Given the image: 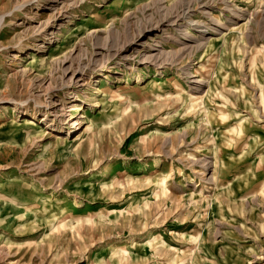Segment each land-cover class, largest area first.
Listing matches in <instances>:
<instances>
[{
  "label": "rangeland",
  "instance_id": "1",
  "mask_svg": "<svg viewBox=\"0 0 264 264\" xmlns=\"http://www.w3.org/2000/svg\"><path fill=\"white\" fill-rule=\"evenodd\" d=\"M198 1L0 0V264H264V0Z\"/></svg>",
  "mask_w": 264,
  "mask_h": 264
},
{
  "label": "bare ground",
  "instance_id": "2",
  "mask_svg": "<svg viewBox=\"0 0 264 264\" xmlns=\"http://www.w3.org/2000/svg\"><path fill=\"white\" fill-rule=\"evenodd\" d=\"M51 1H54V0H51ZM160 2H162V1H160ZM159 2V3H160ZM157 3V2H156ZM209 3L210 2H208V1H202V2H200V0L198 1V5H199V7H201V8H203V7H205V6H208L209 5ZM191 5V4H190ZM190 5H186V7L182 10V11H180V12H178V13H176V14H174L173 15V17L170 19V20H168V23L167 24H165L164 22H158L157 23V25L155 26V28H153V29H159V28H161V29H159V30H164V28H166V26H170V27H173V26H175V25H179V24H181L182 22H183V20L185 19V18H189L190 17V13H191V11H192V7L190 6ZM164 7V6H163ZM229 9V8H228ZM161 10V9H160ZM240 11V10H239ZM203 14H204V16L206 15V16H209V19H211V20H213L214 22H215V24L216 25H218L220 22H219V19H217L216 17H214V16H212L211 15V13H210V11L209 10H205V11H203ZM237 17V16H236ZM2 18H3V16H0V21L2 20ZM250 21V20H249ZM167 22V21H166ZM193 22V21H192ZM195 25L197 26V27H200L201 25H202V21H198V22H195ZM181 27H183V29L181 28V29H179L178 30V32L180 33V35L181 36H183V39H182V42H181V48L179 49V50H177V53H179L180 51H187V50H191V48H193L194 49V47L195 48H201L203 45H205V43H206V41L205 42H203V41H199L198 39H197V37H192V32L190 31V21H188V22H185V24H182L181 25ZM215 30H216V27H213L212 26V28H209L208 29V31H209V33H213V32H215ZM202 31H204V30H202ZM206 32V31H205ZM208 33V32H207ZM108 38V37H107ZM106 38V39H107ZM180 38V37H179ZM209 38V41H211L213 38H211V36H209L208 37ZM48 40H50V38L48 39ZM51 41V40H50ZM53 41V40H52ZM195 42V43H194ZM159 50V49H158ZM161 56H162V52H160L159 51V53H150V54H148V55H146L144 58H143V60H146V61H153L154 63L155 62H157V61H159V59L161 58ZM172 58V57H171ZM168 59H170V57H168V55H167V57H166V60H168ZM174 58H172L171 60H173ZM164 60V59H163ZM34 61V60H33ZM145 62V61H144ZM32 64V63H31ZM162 65H160L159 67H161ZM31 67V66H30ZM187 70V72H186V74L188 75V77H195V78H192V82L193 83H195V84H197V86H196V89L197 90H200L201 88H202V86L206 83L205 81H204V79L203 78H201V77H197V75L195 74V73H192L191 71H189V67H187L186 68ZM25 70V69H24ZM78 70V69H77ZM82 75L83 74H81V73H79V72H72L71 74H70V76L68 77V79H69V81L70 80H74L75 82L76 81H80V80H83L82 79ZM194 84V85H195ZM96 88H98V87H96ZM100 90L99 89H97L96 90V92H99ZM203 97H204V95H199L198 93H196L195 95H193L192 97H191V99H193L194 101H202L201 99H203ZM72 98V101H70V111H74L75 113H77V114H80V110H81V107H82V103L80 102V99L79 98H77V97H71ZM51 103V102H50ZM54 103V102H53ZM59 110H63V106L61 105V103L59 104ZM56 112H58V110H56ZM73 119H75V121L73 122V123H71L70 124V126L71 127H73V128H75V129H79L80 127V125L82 124V123H84V121H83V116L82 115H80L79 117L78 116H76V117H72ZM33 120L32 119H26L25 120V122L23 123V127L24 128H26V127H28V126H31V125H33ZM35 124V123H34ZM82 130V129H81ZM81 134V133H80ZM61 139V138H60ZM207 161V160H206ZM204 168H205V170H207V169H210V167H214V164H212L210 161H207L204 165ZM203 168V169H204ZM214 177H215V175H214V171H213V173L211 174V176H210V178L213 180L214 179ZM156 238V237H155ZM154 240V239H153Z\"/></svg>",
  "mask_w": 264,
  "mask_h": 264
}]
</instances>
